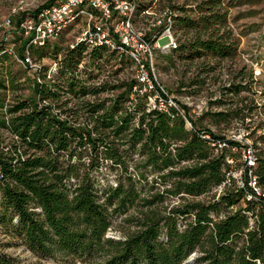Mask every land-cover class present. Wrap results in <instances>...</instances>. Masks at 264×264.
Here are the masks:
<instances>
[{
	"label": "trees",
	"instance_id": "1",
	"mask_svg": "<svg viewBox=\"0 0 264 264\" xmlns=\"http://www.w3.org/2000/svg\"><path fill=\"white\" fill-rule=\"evenodd\" d=\"M154 3L140 1L138 14ZM174 19L195 28L225 24V16L215 13L199 21ZM164 28H153L148 39L156 43ZM16 35L0 44V89L7 87L1 67L10 58L7 48L18 43L22 56L27 44L21 33ZM49 43L28 45L31 56L51 54L57 60L58 47L50 52ZM118 46L116 41L114 48L100 44L89 49L85 42H76L57 60L53 82L37 83L31 75L29 97L8 107L0 98V128L10 136L7 142L0 139V227L11 239L4 245L21 244L57 264H188L194 252L199 254L196 264H264V157L251 168L260 193L249 184L247 165L244 186L227 187L218 198L199 199L226 181L232 148L241 142L198 126L188 107L170 103L166 90L157 85L166 106L160 109L158 101L149 105L147 96L154 92L141 94L138 79L124 83V90L112 98H86L106 90L105 83L92 81L100 61L134 65ZM156 49L181 58L235 53L225 42L199 37ZM86 50L87 70L80 69ZM238 77L239 82L227 87L229 92L257 93L244 72ZM247 99L235 110L215 115L224 121L245 120L264 106L253 99L248 106ZM220 138L229 146L217 151L212 142ZM246 193L253 197L239 205ZM173 200L180 202L168 204ZM131 209L134 215L124 220L136 229L122 239L107 237L113 219ZM0 264L17 263L10 254L0 253Z\"/></svg>",
	"mask_w": 264,
	"mask_h": 264
},
{
	"label": "rangeland",
	"instance_id": "2",
	"mask_svg": "<svg viewBox=\"0 0 264 264\" xmlns=\"http://www.w3.org/2000/svg\"><path fill=\"white\" fill-rule=\"evenodd\" d=\"M48 1L0 0V44L4 40H12L17 37V24L26 15V12H32ZM154 2L146 13L138 17L136 22L138 32L148 34L153 28L166 26L172 22L174 41L178 45L188 44L198 37L203 40L218 39L231 45L235 52L227 57L205 52L199 57L184 56L181 58L171 55L168 50L162 52L156 49L152 61L153 68L150 71L154 83L162 86L174 103L188 107V114L197 122L198 126L211 129L227 139L241 142L242 146L232 148L234 156L229 159L231 169L227 175L226 184L222 183L214 187L210 195H203L199 199H209L212 195L218 198L222 190L227 187L245 185L244 172L248 165L244 157L245 148L251 147L256 158L264 157V138L262 137L264 135V106L245 120L241 116L224 121L215 115V113L233 111L237 106H242L241 99L245 96L249 97L244 101V104H248V106L252 99L258 105H264V0H154ZM212 13L221 16L222 19L225 16V24H216V26L207 29L195 28L184 26L179 20L174 19L179 16H187L192 20L199 21L203 16ZM6 19H10L9 26L4 25ZM77 32H79V28L75 27L60 38L51 41L48 50L51 52L57 46V58L61 59L63 50L70 47L75 41ZM169 40L167 36H161L155 46H163ZM15 49L18 54L17 47ZM87 52L88 50L83 52L85 57L81 62L80 69L85 67ZM33 58L39 60L45 68H48L53 61L57 62L58 60L51 54H43L42 57L34 54ZM4 61L1 67L7 87L0 89V98H3V103L8 107L14 101L30 96L32 80L30 79L31 73L26 72L25 67L14 56L10 55V58L8 57ZM103 61H100L99 68H94L95 79L92 81L93 83H105L106 90L96 96L87 95L88 99L93 97L112 98L124 90V83L137 79L134 65H118L113 60ZM85 68L87 70V67ZM256 71H260V74L256 75ZM239 72L246 74V80H253V91L257 92L256 94L247 91L229 92L230 88L227 87L239 82ZM55 75L57 76V74ZM55 75L53 80H50L51 82L54 81ZM83 76L86 75L83 74ZM10 80L13 86L9 87ZM114 86H118V88L111 90L110 88ZM135 95L132 97L135 98ZM147 97L149 105H155L154 97L150 95ZM131 103H136L135 99ZM128 104L130 102L127 103V106ZM247 111L248 109H245V112ZM187 127L191 128L189 122H187ZM9 137L8 130L0 128V139L7 142ZM257 164L258 161L255 166ZM112 177L113 175L109 176L110 183L115 184ZM248 195L249 193H246L239 205H245V198L248 199ZM178 202L180 200H173L168 204L173 205ZM134 213L135 210L131 209L127 214L116 216L108 228L106 236L122 239L129 232L135 230L136 226L132 222L124 220ZM7 240L11 239L5 236L0 227V253L10 254L15 258L17 264H57L34 256L21 244L4 245ZM198 255L197 252L191 254L187 259L188 264H196L195 259Z\"/></svg>",
	"mask_w": 264,
	"mask_h": 264
},
{
	"label": "built area",
	"instance_id": "3",
	"mask_svg": "<svg viewBox=\"0 0 264 264\" xmlns=\"http://www.w3.org/2000/svg\"><path fill=\"white\" fill-rule=\"evenodd\" d=\"M140 1L55 0L52 4L39 10L26 12V15L17 24V32L21 33L22 39L27 41L22 56L16 53L15 46L8 47L6 51L22 63L25 69L31 73L35 82H48L53 80V76L57 74L58 62L53 61L48 68L43 69L44 65L31 56L28 45L46 44V42L54 41L78 27L79 32H77L75 41L70 47H73L76 42H85L89 49L100 44H107L110 48H114L117 41L119 49L125 50L134 60L137 79L140 86H142L139 89L140 93L154 92L155 105L158 101L159 108H165L166 102L162 97V93L155 86H159V84L154 83L150 72L153 68V56L156 47L159 45L155 46L156 43L148 39L147 33L138 32L136 28L138 17L148 11L138 14ZM19 9L23 10L21 7ZM4 25L9 26L10 19H6ZM161 36H167L170 39L162 46L163 50L177 45L174 41L172 22L165 26ZM259 74L260 71H256V75ZM159 87L164 91L162 86ZM168 101L175 104L172 98H169ZM212 145L215 146L217 151L229 146L227 140H223V138L213 141ZM244 157L250 167L249 184L256 192L260 193L261 188L258 186L257 178L251 170L257 162L254 150L251 147L245 148ZM223 184L225 185L226 181ZM252 197L253 195L249 193L248 199Z\"/></svg>",
	"mask_w": 264,
	"mask_h": 264
}]
</instances>
